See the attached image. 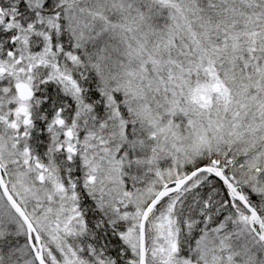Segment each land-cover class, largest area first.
Instances as JSON below:
<instances>
[{"label": "snow or ice", "instance_id": "1", "mask_svg": "<svg viewBox=\"0 0 264 264\" xmlns=\"http://www.w3.org/2000/svg\"><path fill=\"white\" fill-rule=\"evenodd\" d=\"M0 264H264V0H0Z\"/></svg>", "mask_w": 264, "mask_h": 264}]
</instances>
